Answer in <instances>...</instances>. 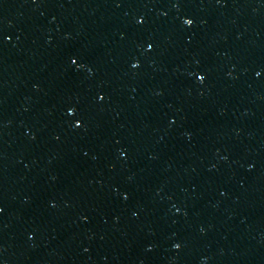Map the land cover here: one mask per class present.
<instances>
[{
	"label": "water",
	"instance_id": "obj_1",
	"mask_svg": "<svg viewBox=\"0 0 264 264\" xmlns=\"http://www.w3.org/2000/svg\"><path fill=\"white\" fill-rule=\"evenodd\" d=\"M0 264H264V0H0Z\"/></svg>",
	"mask_w": 264,
	"mask_h": 264
},
{
	"label": "snow or ice",
	"instance_id": "obj_2",
	"mask_svg": "<svg viewBox=\"0 0 264 264\" xmlns=\"http://www.w3.org/2000/svg\"><path fill=\"white\" fill-rule=\"evenodd\" d=\"M184 22H185V24L190 25V24L192 23V20H190V19H185ZM7 38H8V37H5V39H7ZM151 47H152V45H151V44H148V48L150 49ZM72 63H73V64H76L77 61H76L75 59H73V60H72ZM136 66H137V65H135V64L133 65V67H136ZM259 74H260L259 72L256 73V75H259ZM199 79L202 80V79H204V77L201 75V76H199ZM68 111H69V113H74V110H73L72 108H69ZM80 123H81V121H79V120L76 121V124H80ZM121 155H124V153L122 152ZM175 247H179V245H175Z\"/></svg>",
	"mask_w": 264,
	"mask_h": 264
}]
</instances>
